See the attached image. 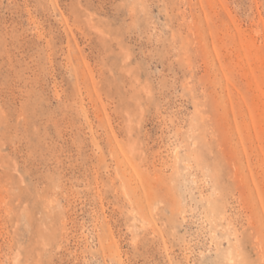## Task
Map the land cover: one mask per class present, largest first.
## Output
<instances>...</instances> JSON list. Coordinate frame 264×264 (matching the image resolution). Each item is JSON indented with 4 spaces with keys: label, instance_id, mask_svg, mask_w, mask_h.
I'll return each instance as SVG.
<instances>
[{
    "label": "rangeland",
    "instance_id": "rangeland-1",
    "mask_svg": "<svg viewBox=\"0 0 264 264\" xmlns=\"http://www.w3.org/2000/svg\"><path fill=\"white\" fill-rule=\"evenodd\" d=\"M0 264H264V0H0Z\"/></svg>",
    "mask_w": 264,
    "mask_h": 264
}]
</instances>
